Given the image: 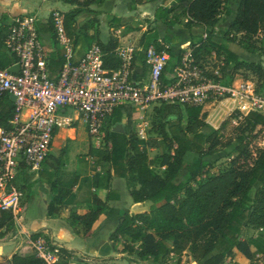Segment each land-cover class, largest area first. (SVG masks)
I'll list each match as a JSON object with an SVG mask.
<instances>
[{"label":"trees","instance_id":"1","mask_svg":"<svg viewBox=\"0 0 264 264\" xmlns=\"http://www.w3.org/2000/svg\"><path fill=\"white\" fill-rule=\"evenodd\" d=\"M58 1L74 7L71 11L60 13L64 34L72 40L78 35L76 18L83 12L94 13L90 6L103 0ZM163 1L168 4L155 9V23L166 27L179 26L187 31L194 27L211 29L205 31L204 40L190 42V55L194 60L207 62L214 56L223 63L220 68L222 75L233 77L238 71L244 70L264 82V48L257 45L258 37L264 34V0H239L235 15L220 42L214 40L212 29L219 22L225 0ZM4 20L5 15L0 19L1 46L5 40ZM50 23L49 19L48 26L40 29L48 32L54 41ZM90 27L88 24L85 28ZM237 35L241 39L239 47L247 54L257 55L261 59L260 63L243 60L229 49V44ZM81 38L78 35V39ZM76 43L77 39L74 38L73 44ZM139 44L143 49L152 44L157 51L170 53L159 45L154 35L143 34ZM97 45L102 52L103 68L117 70L120 66L115 56L117 41L109 38L105 42L97 41ZM140 56L143 60L141 53ZM12 61L7 53L5 57L0 56V68H7ZM62 63L60 49L54 48L48 56L50 76L59 72ZM181 107L185 106L160 105L154 109L161 113L169 109L179 110ZM191 109L193 111L189 112V121L185 127L173 116L165 118V123L170 124L168 133L172 145L169 147L170 154L163 155L159 163L163 168L161 174L152 170L153 162L148 156L145 142L128 131L129 110L124 117L127 119L126 124L121 123L122 118H117L121 114L120 109L115 111V127L106 134L104 140L110 148L97 151L96 156L108 162L115 174L122 170V174L127 176L129 193L135 203L149 201L151 206L144 213L122 215L109 240L113 245L121 243L116 253H127L136 256L138 261L157 264H166L171 257H176L174 264H180L185 252L195 263L225 264L233 249L253 261L249 242L242 240L241 235L245 228H264V146H251L248 136L257 127L259 132L264 130V117L250 113L237 120L235 126L232 121L237 116L232 114L219 128L205 135L201 132L205 126V114L199 119L193 114H198L201 108ZM13 115V101L7 92H1L0 129L8 128ZM232 140L236 143L237 154L230 160L227 170L216 177L206 176L208 162L205 159L219 149L230 147ZM187 154H194L195 157L185 161ZM55 211L50 204L48 215L51 216ZM95 216L96 213H93L80 218L86 230ZM13 225L11 214L0 210V243L5 240L7 231ZM29 237L35 240L39 235ZM11 264L46 263L37 258L29 244H23L12 256Z\"/></svg>","mask_w":264,"mask_h":264},{"label":"built area","instance_id":"2","mask_svg":"<svg viewBox=\"0 0 264 264\" xmlns=\"http://www.w3.org/2000/svg\"><path fill=\"white\" fill-rule=\"evenodd\" d=\"M40 8L36 13L9 15L4 23L2 47L13 61L7 68H0V93L7 92L15 100L8 128L0 129V210L11 214L13 224L21 217L24 197L15 183L17 173L22 168L32 175L40 170L56 131L73 122L63 114L67 111L75 113L76 120H83L88 137L98 148L104 143L105 123L118 109L143 112L160 105L202 109L221 103L229 114L237 116L234 124L250 113L264 117V95L237 75H222L223 63L212 62L216 60L214 56L207 62L194 60L190 44L187 49L180 48L172 65L170 53L157 51L152 44L146 49L119 46L115 56L120 66L109 71L103 68L97 45L90 46L75 61V50L64 34L60 12L51 10L43 18ZM49 19L63 56L62 66L53 77L48 67L51 50L45 45L52 37L38 29L40 22L48 26ZM205 38L204 32L201 40ZM159 45L167 50L163 43ZM140 53L145 68L138 71L135 62ZM14 67L16 72H10ZM137 138L144 139L143 131ZM28 244L46 264L60 261V251L51 240L38 237L28 240Z\"/></svg>","mask_w":264,"mask_h":264},{"label":"crops","instance_id":"3","mask_svg":"<svg viewBox=\"0 0 264 264\" xmlns=\"http://www.w3.org/2000/svg\"><path fill=\"white\" fill-rule=\"evenodd\" d=\"M34 1L40 2V4L47 1L48 3L51 1L60 2L58 0H0V19L5 15L3 21L5 23L9 15L33 12V8L38 10L39 5L36 8L32 6ZM61 3L69 7L68 11L74 9L73 6ZM167 4L163 0H103L101 3H93L90 9L94 11L91 14L95 15L92 25L97 29L96 42H105L109 38H113L117 41L116 48L119 46L142 48L124 41L126 39L122 35L124 28L131 27L132 22L137 20L152 19L151 22H154L155 9ZM51 10L65 13L57 8H49L48 15ZM46 16L44 15L43 18ZM231 20L222 24L223 29L229 26ZM220 25L218 22L212 29L214 40L217 42L220 40L215 35L218 31H224L220 30ZM41 27H46V24L41 22L38 24L39 31L43 34L46 33L41 31ZM197 28L199 29L195 27L191 31H187L179 26H170L158 30L162 35L166 29H171L174 37L182 38L180 40L182 42L175 49L163 35H157V41L163 43L170 51L169 65L177 60L181 47L187 49L191 41L197 42L205 31L211 30L208 27ZM48 37H50L49 33ZM260 37L263 42L264 34H261ZM73 47H75L74 44ZM262 47L264 48V46ZM87 49L88 47H84L82 51L78 52L74 48V60L79 61ZM229 49L237 55L244 53L239 47L236 50L230 45ZM245 54L249 57L248 61H253L255 55L246 52ZM139 55L135 62L138 71L145 68ZM128 110H120L121 114L117 116V118H122V124L127 122L124 117ZM114 113L105 123L104 140L106 134L115 127L113 120L116 118V114L114 116ZM63 114L69 115L73 122L70 126L56 131L49 156L40 170L32 175L27 169L22 168L17 173L15 183L18 188L23 189L21 190L24 194L21 203L22 214L18 223L7 231L5 240L0 243V264H11L12 256L23 244H28L30 235H39V237L51 240L60 251L58 263L88 264L102 260L121 259L125 264H157L152 261H138L134 255L115 252L117 248H120L121 243L113 245L109 236L117 227L119 218L126 214L133 216L147 212L151 203L149 201L135 203L129 193L127 176L122 174V170H119V174H115L108 162L102 161L96 156L97 151L108 150L110 145H106L103 141L101 147H96L86 133L83 120L81 118L76 120V115L72 111ZM22 119H24V115H22ZM50 204L56 209L51 216L48 215ZM93 213H96L95 219L86 230L80 218ZM241 239L249 242L254 260H248L238 250L233 249L232 255L226 259L225 264H264V228L257 230L245 228ZM175 262L176 257H171V260L166 264ZM180 264L202 263H195L188 252H185Z\"/></svg>","mask_w":264,"mask_h":264},{"label":"rangeland","instance_id":"4","mask_svg":"<svg viewBox=\"0 0 264 264\" xmlns=\"http://www.w3.org/2000/svg\"><path fill=\"white\" fill-rule=\"evenodd\" d=\"M238 4H239V0H225L223 3L222 13L219 22L221 24L220 30H224V31L223 32L218 31L217 35H215V37L218 38L220 41H222L225 32V29H223L222 24H225L227 21L231 20L234 17ZM38 5L43 10L40 16L47 15L49 8H57L62 12H66L69 10V7L62 4L61 2H56V1H51L49 3L47 1L42 4H40V2L34 1L32 4V6H35V8ZM33 12L36 13L37 10L33 8ZM93 18L95 19L94 14L91 13L89 14L86 12L82 13L80 16L76 18L75 24L78 31V35L82 37L81 39H78V35L74 36V38L77 39V43L74 48L78 52L82 51L84 47L89 48L92 45H97V42L95 40L97 35L96 34L97 29L91 23V21H94ZM151 20H140V21L137 20L132 22L133 25L131 27L129 26L127 28H124V31L122 32L123 33L122 35L126 37L124 41L127 43L129 42V44L140 46L139 40L143 34L157 36L160 34V32H158L159 29L163 30L166 28V26H164L163 24L151 22ZM88 24L92 25L89 29L85 28ZM196 29L199 28L196 27ZM162 35L166 41H169L172 44V47L174 46L175 49L180 45V42H182L180 41L182 38L173 36L171 29H166L165 33ZM162 35L160 34V36ZM185 36L187 35L185 34ZM74 38L71 40L72 42L74 41ZM239 42H241V39L240 36L237 35L233 38V41L232 43L229 44V46L231 45V48L235 47L237 50V47H239ZM257 42H258L257 43L258 46L260 47L264 46V40L262 42L260 36L258 37ZM45 45H47L49 50L51 49V51L53 50V48L61 49L60 45L55 40L53 41L52 39L48 43H45ZM5 54L6 52L0 43V56L5 57ZM238 56L243 60H247L249 58L245 54V51L244 53H241V55ZM252 60L255 63L261 62V59L257 55H255V57ZM212 62L217 63L220 62V60H212ZM236 75L242 78L243 80H245L246 82H248L251 86H253L257 93L264 95V82L262 83V80H259L255 75L244 70L238 71ZM190 111H193V109L187 107H181L179 110L178 109L164 110L161 111V113L154 108H148L143 112L129 110L130 118L128 122L129 124H127V129L135 137L138 136V132L140 130L143 131V136H144L143 141L145 142V148L147 150L149 158L153 162L152 170H154L156 173L158 174L162 173V168L159 166V163L163 155L170 154L169 147L172 145V142L170 140V135L168 133L170 124L165 123L166 116H173V118H175L176 121L179 120V123L181 124L182 127H185L187 122L189 121ZM202 114H205V119H204L205 126L203 127L201 132L205 135L209 134L212 130L219 128L221 124L231 115L228 113V110L221 103H216L214 105H207L203 107L198 114H193V115L201 119ZM170 123H173V121ZM234 125L237 126V124ZM254 135L256 137L251 139V137ZM248 140L251 141V146L252 145L264 146V130H261L259 132V127H257L248 136ZM235 145H236L235 141L232 140V144L230 147L219 149L216 153L205 159L208 162V167L206 168L207 172L205 173L206 176L209 175L212 177H216L220 174H223L225 170H227L230 160L237 154ZM193 157H195L194 154H187L184 159L185 161H190ZM225 180L228 181L227 178H225ZM169 211L171 212L170 208ZM88 264H125V263L121 259H116L112 261L102 260V261L90 262Z\"/></svg>","mask_w":264,"mask_h":264},{"label":"water","instance_id":"5","mask_svg":"<svg viewBox=\"0 0 264 264\" xmlns=\"http://www.w3.org/2000/svg\"><path fill=\"white\" fill-rule=\"evenodd\" d=\"M9 71H10V72H16V68H15V67H14V68H10ZM10 100H11V101H14L15 98H14L13 96H10Z\"/></svg>","mask_w":264,"mask_h":264}]
</instances>
